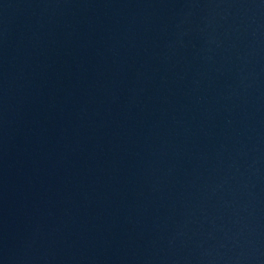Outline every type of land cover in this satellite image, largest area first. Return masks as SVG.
<instances>
[{
    "label": "water",
    "instance_id": "obj_1",
    "mask_svg": "<svg viewBox=\"0 0 264 264\" xmlns=\"http://www.w3.org/2000/svg\"><path fill=\"white\" fill-rule=\"evenodd\" d=\"M0 264H264V0H0Z\"/></svg>",
    "mask_w": 264,
    "mask_h": 264
}]
</instances>
